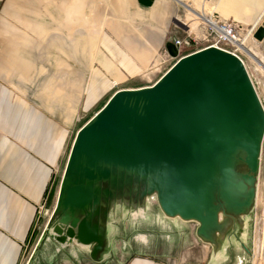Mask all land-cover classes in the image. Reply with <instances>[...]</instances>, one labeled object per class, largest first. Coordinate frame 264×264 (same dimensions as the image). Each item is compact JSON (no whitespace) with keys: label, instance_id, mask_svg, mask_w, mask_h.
I'll list each match as a JSON object with an SVG mask.
<instances>
[{"label":"crops","instance_id":"crops-1","mask_svg":"<svg viewBox=\"0 0 264 264\" xmlns=\"http://www.w3.org/2000/svg\"><path fill=\"white\" fill-rule=\"evenodd\" d=\"M171 1L180 6L177 0H0V264H22L38 206L46 201L55 209L78 131L116 91L148 87L152 76L202 48L188 42L178 17L172 20ZM191 1L207 14L204 1ZM207 3L246 28L264 22V0ZM9 79L26 98L15 97ZM173 234L140 244L106 238L97 256L94 246L77 242L53 247L57 264L232 263L226 246L195 239L178 250ZM260 249L264 264V229Z\"/></svg>","mask_w":264,"mask_h":264},{"label":"water","instance_id":"water-1","mask_svg":"<svg viewBox=\"0 0 264 264\" xmlns=\"http://www.w3.org/2000/svg\"><path fill=\"white\" fill-rule=\"evenodd\" d=\"M263 144L264 108L243 62L216 48L185 55L152 86L115 92L78 131L54 216L60 242L94 246L96 256L111 202L143 208L145 198H125L130 185L216 245L220 215L251 206Z\"/></svg>","mask_w":264,"mask_h":264},{"label":"rangeland","instance_id":"rangeland-1","mask_svg":"<svg viewBox=\"0 0 264 264\" xmlns=\"http://www.w3.org/2000/svg\"><path fill=\"white\" fill-rule=\"evenodd\" d=\"M202 1H204L206 5L208 4L207 0ZM172 4L175 8V14L172 20L178 17L184 26L186 23L190 25L189 21L193 19V17L189 15L188 11L186 9L184 10L182 6L176 7L174 2H172ZM195 6L197 5L191 2L192 9L196 10ZM207 6V11H211V6H209V4ZM200 13L206 14L204 11H200ZM180 22L176 23L178 28H182L181 24H179ZM171 23L172 26L175 25L172 21ZM191 26L197 27V23H191ZM261 29L264 30V22L255 31L254 38L248 40V46H250L249 48L253 47L252 49L257 50L264 59V37L261 40L257 38L259 30L262 33ZM197 34L199 35V33ZM196 37L201 38V36ZM199 47H201V45H199ZM246 56L247 59H245V62L247 69L264 104V73L259 67L257 68V65L254 64L247 54ZM16 61H18L17 58ZM167 69L168 68L152 76L150 81L146 84L148 86L155 84L170 68ZM15 75L16 74H13L10 79L12 80ZM11 80L8 85H10L15 97L21 100L26 98L24 92L14 85ZM137 191L138 192L126 194L125 198L136 203L142 202L145 198L144 205L142 206L143 208L136 207L134 204L127 203L124 200L112 201L108 218L106 220H103V218L100 220V224L104 231L107 229L111 231V233L106 231V238H108L109 241H116L122 245V241L131 243L133 241H151L153 237L158 236L169 237L171 239L174 235L173 233L177 232V240L179 241L178 246L180 247L178 250H183L188 246H185L184 243L188 244L195 239L201 240L198 237L200 224L196 222H184L178 218H175V220H178L179 223H173L172 220L174 219L168 218L162 213L156 194H147L146 197L141 198L143 191L141 189ZM253 193V202L243 213L238 215L228 210V216L220 215V222L222 224L226 221H231L228 223V227L226 226L225 232L222 235H217L216 245L219 244L221 247L226 246L230 249L227 250V253L229 255V260L232 262L231 264L259 263L261 237L263 236L264 229V144L261 155L260 174L257 182L254 184ZM40 205L38 206L37 222L32 234V241L24 252L22 264H57L56 248L53 246L54 244L61 246V236L59 232L56 231V228L59 226V218H51L54 207L51 210L48 205L43 211V214L39 215ZM201 242L212 244L211 242L203 240H201ZM135 244L140 243L138 242ZM136 246L137 249H143L141 247L143 245ZM243 246L247 248V252H245Z\"/></svg>","mask_w":264,"mask_h":264},{"label":"built area","instance_id":"built-area-1","mask_svg":"<svg viewBox=\"0 0 264 264\" xmlns=\"http://www.w3.org/2000/svg\"><path fill=\"white\" fill-rule=\"evenodd\" d=\"M176 7H179V6L176 5ZM182 8L185 10V8L183 6H182ZM192 8L193 7H189L190 11L192 10ZM207 9H208V6H207ZM195 14H196V12H195ZM205 16H206V18L201 16V13L199 12L198 17H200L202 21L198 22L193 18L189 21L190 25H187V23H186V25L184 26V24H182L181 22L179 23V24H181L182 28L184 29V32L187 35L188 42L195 44V45H198V46L201 45V47H202L201 49L216 48L218 50L232 54V55L236 56L237 58H239L243 62L245 67L247 68V65L245 62V59H247L246 53L242 52L240 50V48L236 46V44L242 43L246 37H249V39H253L255 31L259 27L254 26L251 28H246V27H244L240 24H237L231 20H223L221 17H219L215 13V10L213 8L211 9V11H207V14ZM263 21H264V19L262 20V22ZM191 23H197V27L191 26ZM197 33H199V35ZM196 36H201V38L200 37L198 38ZM175 44H176V46L180 47L182 43H181V41H176ZM201 49H199V50H201ZM248 73H249V71H248ZM249 75H250V73H249ZM250 78H251V76H250ZM251 80H252V78H251ZM252 82H253V80H252ZM253 84H254L256 92L259 96L256 85L254 82H253ZM259 98H260V96H259ZM260 101H261L262 106L264 108V104H263L261 98H260ZM42 203L43 204H41L39 207V209H40L39 215H42L43 211L46 208V201H44Z\"/></svg>","mask_w":264,"mask_h":264},{"label":"bare ground","instance_id":"bare-ground-1","mask_svg":"<svg viewBox=\"0 0 264 264\" xmlns=\"http://www.w3.org/2000/svg\"><path fill=\"white\" fill-rule=\"evenodd\" d=\"M177 1H178V3H179L180 6H183L188 11L189 15H192L199 22L202 21L201 18L198 17L199 16V13L196 15L195 12L190 11L189 7H191V2H192L191 0H177ZM205 15L206 14H201V16H203L204 18H206ZM248 40H249V37H246L245 40L242 43H237L236 46L239 47L242 52L246 53L250 57V59L254 62V64L257 65V68L259 67L262 70V72L264 73V59L257 52V50L252 49L253 48L252 46H251L252 48H249L250 46H248ZM241 171H243V169H239L238 170V174L241 173ZM139 189H141L143 191V193L141 194V198L145 197V195H144V189H142L139 186L130 187V185H128L127 186V192H126V194H129V193L131 194L133 192H138L137 190H139ZM248 198L250 200V203H252L253 202V195H252V193H249L248 194ZM235 212L236 213L242 212V209L241 208H236ZM59 213H60V208L58 207V205L56 203V206H55V209H54V212H53L51 218L53 219L54 216H58ZM226 220H227V218H226ZM229 222L226 221L225 223L221 224L220 227H219L218 233H220L222 235L225 232L226 228L228 227L227 225H228ZM208 236H210L209 239H207V236H205V235L202 236V238L204 240H209L210 242L215 243V236L213 234L208 235ZM103 245H104V240L101 241V246H103Z\"/></svg>","mask_w":264,"mask_h":264},{"label":"trees","instance_id":"trees-1","mask_svg":"<svg viewBox=\"0 0 264 264\" xmlns=\"http://www.w3.org/2000/svg\"><path fill=\"white\" fill-rule=\"evenodd\" d=\"M191 53H192V52H191ZM188 54H190V53H187V54H185V55H188ZM185 55H184V56H185Z\"/></svg>","mask_w":264,"mask_h":264}]
</instances>
